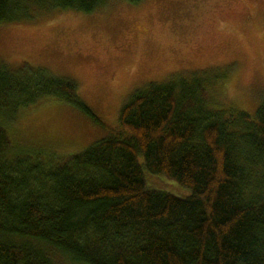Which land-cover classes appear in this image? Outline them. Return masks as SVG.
Wrapping results in <instances>:
<instances>
[{
	"label": "trees",
	"instance_id": "1",
	"mask_svg": "<svg viewBox=\"0 0 264 264\" xmlns=\"http://www.w3.org/2000/svg\"><path fill=\"white\" fill-rule=\"evenodd\" d=\"M107 3L0 0V24ZM212 71L143 85L117 127L64 153L12 142L8 125L61 102L103 126L76 81L0 57V264H264V96L253 114L225 102Z\"/></svg>",
	"mask_w": 264,
	"mask_h": 264
},
{
	"label": "rangeland",
	"instance_id": "2",
	"mask_svg": "<svg viewBox=\"0 0 264 264\" xmlns=\"http://www.w3.org/2000/svg\"><path fill=\"white\" fill-rule=\"evenodd\" d=\"M0 57L72 78L103 123L50 102L8 125L12 142L77 152L118 126L134 90L184 70L225 76L219 96L253 114L264 96V0H108L91 13L54 10L0 24ZM144 177L148 187L189 193L162 175Z\"/></svg>",
	"mask_w": 264,
	"mask_h": 264
}]
</instances>
